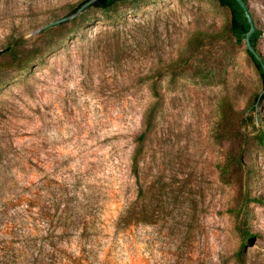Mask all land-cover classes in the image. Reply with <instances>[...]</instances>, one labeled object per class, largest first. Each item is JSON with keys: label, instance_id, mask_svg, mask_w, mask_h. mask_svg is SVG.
<instances>
[{"label": "rangeland", "instance_id": "1", "mask_svg": "<svg viewBox=\"0 0 264 264\" xmlns=\"http://www.w3.org/2000/svg\"><path fill=\"white\" fill-rule=\"evenodd\" d=\"M81 1L0 0L2 264H264V81L230 10L130 0L43 29Z\"/></svg>", "mask_w": 264, "mask_h": 264}, {"label": "trees", "instance_id": "2", "mask_svg": "<svg viewBox=\"0 0 264 264\" xmlns=\"http://www.w3.org/2000/svg\"><path fill=\"white\" fill-rule=\"evenodd\" d=\"M88 1L89 0H83L77 6H73L69 15L76 14L77 11ZM127 1H130V0H98L92 7L100 8L103 10H110V9L115 8L120 3L127 2ZM214 1L218 2L221 6L226 7L230 10L231 12L230 32L233 38L236 40V42L238 44L246 43L247 34L251 29V24L249 22V19L246 16L244 8L240 5V3L237 0H214ZM245 2L247 3L250 9L248 0H245ZM261 35H262L261 30L257 28L255 33L251 37L252 44L256 49H258V44H259ZM247 52L253 59V62L257 70L261 74L263 81H264V68H263L262 62L258 60L257 57L248 48H247ZM154 96L158 100H160V98L162 97L161 91L157 87L154 89ZM157 105H158V101H156V103H154L144 114V124L146 125V129L139 137L140 143L145 139L147 131L151 128L152 121L154 119V115L157 109L156 108ZM140 153H141V149H138L135 151L136 164H138L137 161H138V157ZM240 162L241 161H239V163ZM135 174L137 178L139 179V172L137 170V166L135 169ZM254 199L258 200V198H254ZM247 233L249 232L247 231ZM244 235L246 237L247 234H244ZM0 264H2L1 261H0Z\"/></svg>", "mask_w": 264, "mask_h": 264}, {"label": "water", "instance_id": "3", "mask_svg": "<svg viewBox=\"0 0 264 264\" xmlns=\"http://www.w3.org/2000/svg\"><path fill=\"white\" fill-rule=\"evenodd\" d=\"M98 0H89L88 2H86L78 11L76 14H73L71 16H66V17H63L61 19H58L56 21H53V22H50L48 24H46L43 29H49V28H52V27H55V26H58L60 24H63L65 22H68L69 20H71L73 17H76L78 16L79 14L83 13L85 10H87L88 8L92 7ZM240 5L244 8L245 10V13H246V16L247 18L249 19V22L251 24V29L250 31L248 32L247 34V39H246V43H247V46H248V49L257 57L258 60H260L262 62V65H263V68H264V60H263V57L262 55L258 52V50L253 46L252 44V41H251V37L253 36V34L255 33L256 29H257V26H256V22L254 20V17L251 13V10L249 9L247 3L245 2V0H237ZM9 49H5V50H2L0 51V56L6 52H8ZM264 94V92H263ZM256 242V239L255 238H251L250 239V243L251 244H254Z\"/></svg>", "mask_w": 264, "mask_h": 264}]
</instances>
